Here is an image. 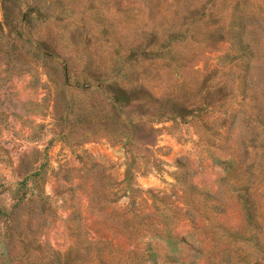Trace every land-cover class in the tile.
I'll use <instances>...</instances> for the list:
<instances>
[{
	"label": "rangeland",
	"instance_id": "374dc122",
	"mask_svg": "<svg viewBox=\"0 0 264 264\" xmlns=\"http://www.w3.org/2000/svg\"><path fill=\"white\" fill-rule=\"evenodd\" d=\"M0 264H264V0H0Z\"/></svg>",
	"mask_w": 264,
	"mask_h": 264
}]
</instances>
